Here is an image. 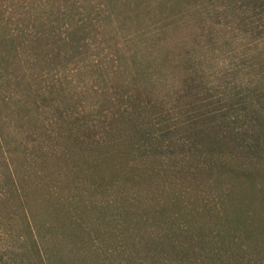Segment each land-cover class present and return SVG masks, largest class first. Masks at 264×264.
<instances>
[{
	"label": "trees",
	"instance_id": "16d2710c",
	"mask_svg": "<svg viewBox=\"0 0 264 264\" xmlns=\"http://www.w3.org/2000/svg\"><path fill=\"white\" fill-rule=\"evenodd\" d=\"M245 187L264 0H0V264H264Z\"/></svg>",
	"mask_w": 264,
	"mask_h": 264
},
{
	"label": "rangeland",
	"instance_id": "374dc122",
	"mask_svg": "<svg viewBox=\"0 0 264 264\" xmlns=\"http://www.w3.org/2000/svg\"><path fill=\"white\" fill-rule=\"evenodd\" d=\"M245 190H247L248 192L247 198L250 199L251 201L246 200L243 203L244 208L248 210V212L253 211L254 213V221L251 223L248 221V223L254 225H257L259 221H263L264 223V209L260 201V198L264 195V192L263 191L258 192L256 189L255 190L250 189L249 187H245ZM11 248H12L11 241H8L7 238L0 236V255L6 257L8 254H10Z\"/></svg>",
	"mask_w": 264,
	"mask_h": 264
}]
</instances>
